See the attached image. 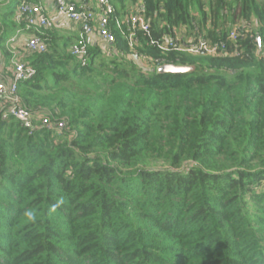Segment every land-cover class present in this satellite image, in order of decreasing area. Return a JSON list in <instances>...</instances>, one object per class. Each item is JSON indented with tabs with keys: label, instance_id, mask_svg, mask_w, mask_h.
Instances as JSON below:
<instances>
[{
	"label": "trees",
	"instance_id": "16d2710c",
	"mask_svg": "<svg viewBox=\"0 0 264 264\" xmlns=\"http://www.w3.org/2000/svg\"><path fill=\"white\" fill-rule=\"evenodd\" d=\"M142 1L139 50L194 71L98 65V47L81 66L46 30V51L19 48L35 71L20 100L64 126L28 129L0 109V264H264V60L249 32L227 38L241 24L264 44V0ZM178 32L225 42L226 55L149 42Z\"/></svg>",
	"mask_w": 264,
	"mask_h": 264
},
{
	"label": "built area",
	"instance_id": "2783aa9c",
	"mask_svg": "<svg viewBox=\"0 0 264 264\" xmlns=\"http://www.w3.org/2000/svg\"><path fill=\"white\" fill-rule=\"evenodd\" d=\"M55 10L63 15L67 20L78 24V34L74 42L69 46V53L78 59L81 66L86 65L90 56L89 49L98 47L102 42L107 44L108 54L118 56L129 61L141 63L144 66L151 65L157 69L162 65L170 64L161 59L148 57L139 50V33H148L150 20L144 12L143 1L130 3L119 2V0H53ZM122 3V7L120 4ZM16 18L25 20L27 30L34 27L37 22L36 33L30 35L23 42L26 52L42 53L47 50V43L42 37V29H49L52 22L42 12L40 4L30 3L21 0L16 6ZM117 32L122 39L124 47L116 46ZM247 32L249 36L256 39V31L253 26L235 24L231 26L227 38L236 42L238 38H245ZM16 37H11L8 42H16ZM257 40V39H256ZM150 44L159 49H174L189 52L191 54H223L226 55L225 42H210L201 34L186 36L181 32L174 36L164 35L161 41L150 39ZM254 56L264 60V44L258 45L254 51ZM12 78H6L0 73V109L3 120L15 119L24 127L32 129L34 120L47 128L61 129L64 121H54L41 112H35L27 108L18 95V83L34 75V69L26 66L20 59L13 55Z\"/></svg>",
	"mask_w": 264,
	"mask_h": 264
},
{
	"label": "crops",
	"instance_id": "0c3cea01",
	"mask_svg": "<svg viewBox=\"0 0 264 264\" xmlns=\"http://www.w3.org/2000/svg\"><path fill=\"white\" fill-rule=\"evenodd\" d=\"M19 0H0V18H3L8 12L9 7L11 4L13 5L12 8V16L14 17V21L17 25L16 29L11 32L9 39L13 36L16 37V42H8V40L5 42V45L8 46L11 49V56L10 60L7 61L6 58L3 57L2 52L0 51V73L4 75V77L9 78V74L6 71V69L10 68L12 66V56L15 54L16 57L19 59L21 57V50H23V42L25 39H27L30 35H33L35 33V29L37 28V22H35L36 25L32 27L31 29L27 30L25 28V20H18L16 18V5ZM30 3L40 4L42 7V12L48 17V19L52 22V26L49 29H42L41 32L51 31L54 33L57 37H61L62 39L70 40L71 42H74V40L77 37L79 26L78 24H75L69 20H67L63 15L58 13L54 8L53 0H25ZM78 2V0H75ZM92 4H95V0H91ZM135 0H125L119 2H134ZM13 2V3H12ZM122 7V3L120 4ZM24 24V25H23ZM71 45V44H70ZM69 45V46H70ZM68 46V47H69ZM67 47V51H69V48ZM21 48V50H19ZM100 50V55L109 57L108 54V47L106 43H101L98 46ZM9 49V50H10Z\"/></svg>",
	"mask_w": 264,
	"mask_h": 264
},
{
	"label": "water",
	"instance_id": "95a60500",
	"mask_svg": "<svg viewBox=\"0 0 264 264\" xmlns=\"http://www.w3.org/2000/svg\"><path fill=\"white\" fill-rule=\"evenodd\" d=\"M257 41L259 42V35L256 36ZM195 67L192 65H186V66H176L172 64L162 65L158 68V73H186L190 71H194Z\"/></svg>",
	"mask_w": 264,
	"mask_h": 264
},
{
	"label": "rangeland",
	"instance_id": "374dc122",
	"mask_svg": "<svg viewBox=\"0 0 264 264\" xmlns=\"http://www.w3.org/2000/svg\"><path fill=\"white\" fill-rule=\"evenodd\" d=\"M135 1H139V0H135ZM111 58H113V57H110V59ZM109 57H107V56H105V57H103V56H101L100 58H97V63L99 62V61H106V62H109ZM100 64V62L98 63V65ZM100 69H104V71L106 70L104 67H99ZM107 71V70H106Z\"/></svg>",
	"mask_w": 264,
	"mask_h": 264
}]
</instances>
